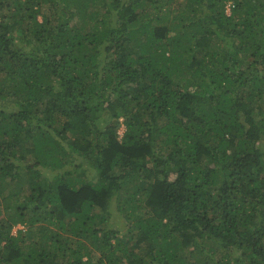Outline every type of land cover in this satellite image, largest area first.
<instances>
[{
    "label": "trees",
    "instance_id": "1",
    "mask_svg": "<svg viewBox=\"0 0 264 264\" xmlns=\"http://www.w3.org/2000/svg\"><path fill=\"white\" fill-rule=\"evenodd\" d=\"M0 264H264V0H0Z\"/></svg>",
    "mask_w": 264,
    "mask_h": 264
},
{
    "label": "rangeland",
    "instance_id": "2",
    "mask_svg": "<svg viewBox=\"0 0 264 264\" xmlns=\"http://www.w3.org/2000/svg\"><path fill=\"white\" fill-rule=\"evenodd\" d=\"M70 21H71L72 24L75 23V20H70ZM124 130H125L124 125L120 126L119 134H122V133L124 132ZM21 227H22V226L19 225L18 227H16V229L21 228ZM16 229H15V231H16Z\"/></svg>",
    "mask_w": 264,
    "mask_h": 264
}]
</instances>
